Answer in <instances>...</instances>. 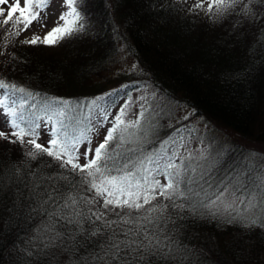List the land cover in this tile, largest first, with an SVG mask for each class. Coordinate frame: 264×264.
Masks as SVG:
<instances>
[{
  "label": "trees",
  "instance_id": "1",
  "mask_svg": "<svg viewBox=\"0 0 264 264\" xmlns=\"http://www.w3.org/2000/svg\"><path fill=\"white\" fill-rule=\"evenodd\" d=\"M195 3L82 0L84 30L68 37H73L68 51L51 57L27 50L15 43L19 36L9 35L0 45L5 59L0 79L32 95L0 90V100L22 104L18 111L40 125V138L50 139L55 126L68 139H79L81 164L92 158L83 153L103 142L117 117L124 124L114 136L125 139L110 142L107 163L114 175L131 168L139 177V162L153 157L152 172L157 167L160 172L155 179L166 185L162 173L171 159L176 168L170 171L180 172L183 195L153 201L164 206L162 214H153L169 238L171 254L164 264H264V227H248L241 220L264 217L259 205L248 210L247 200L237 199L227 211L219 201L204 207L225 186L226 203L234 199L233 190L238 196L255 188L260 167L248 161L247 149L230 133L264 143V5L260 0L249 5L256 17L241 12L244 4L224 17H210L200 9L190 11ZM176 108L188 109V121H201L216 137L213 144L200 139L196 156L177 154V145H167ZM134 121H139L136 127H127ZM48 141L39 143L47 146ZM201 149L208 158L214 150L219 155L210 167ZM12 165L20 169L15 175ZM49 174L67 179L52 180ZM81 175L46 155L31 160L0 146V264H69L65 253L46 247L52 239V217L46 215L52 205L42 201L49 192L58 197L55 188L75 192L69 181L91 198L94 193L79 184ZM56 227L63 231V222Z\"/></svg>",
  "mask_w": 264,
  "mask_h": 264
},
{
  "label": "snow or ice",
  "instance_id": "2",
  "mask_svg": "<svg viewBox=\"0 0 264 264\" xmlns=\"http://www.w3.org/2000/svg\"><path fill=\"white\" fill-rule=\"evenodd\" d=\"M254 2L255 0H247L245 4V0H196L190 11L200 9L206 11L210 17H224L244 4L241 12L245 16L256 17L258 13L249 7ZM50 3L51 0H0V28L6 33L3 39L7 40L9 35L13 38L19 36L34 23H41L48 16L45 9ZM260 3L264 5V0H260ZM81 4L82 0H64L62 7L66 8V11L60 13L56 26L43 37L32 35L22 43L51 47L66 37L80 33L84 30L85 19ZM2 54L0 52V55ZM0 90L32 95L23 87H17L4 79H0ZM22 107V104L10 106L5 100H0V110L5 116L4 127L10 129L9 132L0 130V139L19 143L21 146L31 145V149L23 153L28 159L37 160L46 155L59 162L62 169L70 166L73 172L82 174L79 184L84 185L88 192L94 193L91 198L81 195L79 185L69 181L75 192L67 194L68 189L55 188L59 193L58 197L51 192L46 194L42 203L51 202L52 205L51 211L46 213L52 217V239L46 247L58 248L60 252L65 253L69 264H164L171 254V248L166 243L169 238L160 232V226L156 222L159 216L153 215L162 214L164 206L153 205V201L160 197L172 200L175 195H183L180 190V172L173 174L170 171L176 168L171 159L164 165L162 173L167 178L166 185L155 179V175L160 172L159 167L157 173L152 172L151 165L157 163L153 157L139 162V177L131 168L114 175L107 163L111 159L110 142L118 139L123 143L125 139L123 135L118 138L114 136L124 124L123 119L117 117L116 126L106 133L103 142L83 153L85 158L92 154V158L81 164L78 162L80 156L76 154L79 139H68L66 133L62 134L60 128L54 126L47 146L37 142V129L40 125L27 120L24 113L18 111V108ZM51 119L52 117H49V120ZM138 123L139 121H134L127 127H136ZM9 170L13 175L20 171L15 165ZM47 178L67 179L62 174H49ZM254 183L255 188L249 189L247 195L241 192L237 196L233 190L234 199L228 203L224 199L227 192L225 186L221 193L204 207L211 208L219 201L227 211L232 208L235 200L239 199L242 204L247 200L246 209H255L259 205L264 212V175ZM96 205L99 206L95 207ZM236 211L239 215V210ZM241 220L248 227H264V217H241ZM61 222L64 224L63 231L56 227ZM85 224L88 225L87 228ZM56 264H60V261L57 260Z\"/></svg>",
  "mask_w": 264,
  "mask_h": 264
},
{
  "label": "rangeland",
  "instance_id": "3",
  "mask_svg": "<svg viewBox=\"0 0 264 264\" xmlns=\"http://www.w3.org/2000/svg\"><path fill=\"white\" fill-rule=\"evenodd\" d=\"M63 3H64V0H52L50 3V6L47 9H45V11L48 13V16L45 19H43L41 23H34L27 31L21 32V34L18 37L19 41H16L15 43L18 44L20 42L21 44L27 47V50L33 49L35 52H37L36 54H39L43 57H51L57 52L63 53L65 50L68 51L67 48L71 46V39L73 37L70 39L66 37L63 40H60L59 42H57L55 46H51V47L43 45V44L30 45V44L22 43L23 40L30 39L32 35H39L43 37L49 30L55 27L60 13L62 11H66V8L62 7ZM206 8H207V4H205V9ZM60 23L62 24L63 22L61 21ZM42 25H46V26H42ZM85 25H87L86 22H85ZM5 35L6 33L4 29L0 28V45H3V43H6L5 39H3ZM1 60H3V58H0V61ZM1 71H2V66L0 64V72ZM110 85L112 84H109L108 87ZM172 113L173 114L170 116L169 120H170L171 125L174 128V133L171 136H169L166 141H167L168 147L170 146L172 148L173 147L175 148L177 146L179 147L177 154L184 153L188 155V154L193 153V155L196 156L198 154V148L201 142L200 139L207 140L209 144L210 143L213 144L214 141H216V137H211L206 131L207 127L203 123L200 124L201 121H198L196 123H190L188 121V118L191 116L190 115L191 112H189L188 109L185 110V109L176 108ZM4 121H5V116L3 115V112L0 110V122L1 123L3 122L4 124ZM1 130L5 132L10 131V129L8 128L7 129L1 128ZM206 132L208 136H206ZM40 137L42 136H39V139L37 142L44 143L43 141L47 142L49 140V138H40ZM230 137L234 142L240 144L242 147L247 149V152H248L247 159L249 162L251 160L252 162H256L254 164L259 165L260 171L258 172V174H256L255 177H253L254 181L259 180L261 175H264V143H259V142L251 143V142L242 141L239 138H237L234 134H231V133H230ZM90 140H92V138H90ZM96 142H97V145L100 143V141H96ZM91 144L93 145V143ZM0 146L5 147L6 149H13V152L19 153V154H23L26 150L31 149V145L27 146V144H25L24 146H21L19 143L18 144L9 143L7 140H4V139H0ZM94 146L95 144L93 145V147ZM86 149H87V145H86ZM199 153L200 155H204L206 153V149L199 150ZM218 157L219 155L217 153L215 154V150L209 156V158L205 154L204 158H208L207 166H209L210 163H211L210 164L211 166L214 162H216ZM195 163L199 165L198 167L199 169H201V163L197 161H195ZM182 167L184 170L188 169L186 165H182Z\"/></svg>",
  "mask_w": 264,
  "mask_h": 264
}]
</instances>
